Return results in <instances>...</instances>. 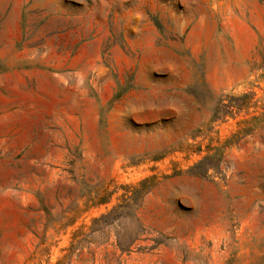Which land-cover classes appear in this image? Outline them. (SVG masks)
I'll return each instance as SVG.
<instances>
[{"label": "rangeland", "instance_id": "obj_1", "mask_svg": "<svg viewBox=\"0 0 264 264\" xmlns=\"http://www.w3.org/2000/svg\"><path fill=\"white\" fill-rule=\"evenodd\" d=\"M0 264H264V0H0Z\"/></svg>", "mask_w": 264, "mask_h": 264}]
</instances>
